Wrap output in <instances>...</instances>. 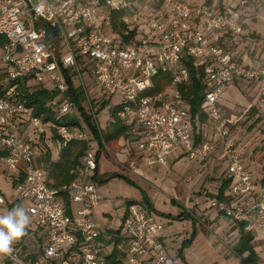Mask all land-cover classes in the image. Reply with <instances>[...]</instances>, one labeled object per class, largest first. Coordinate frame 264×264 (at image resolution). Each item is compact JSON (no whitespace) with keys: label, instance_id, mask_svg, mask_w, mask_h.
<instances>
[{"label":"built area","instance_id":"1","mask_svg":"<svg viewBox=\"0 0 264 264\" xmlns=\"http://www.w3.org/2000/svg\"><path fill=\"white\" fill-rule=\"evenodd\" d=\"M141 2L0 0V38L5 40L0 45V158L19 197L29 202L27 228H42L47 236L39 259H25L14 242L11 253L0 254V264H107L99 241L101 230L91 218V210L102 199L95 179L94 143L85 129L70 132L66 126L28 115L22 98L15 96L21 83L30 90L48 85L58 91L63 99L59 114H74V103L64 94L70 81L84 88L87 74L103 94L120 97L116 116L127 125L126 145L135 150L125 163L129 171L139 165L168 167L177 148L186 159L201 163L207 160L213 143H218L230 181L223 198L212 197L210 206L231 222L244 223L247 231L264 227V198L256 195L249 169L252 152L239 149L219 106V98L236 80L254 85L260 93V106L264 104V65L251 67L218 42L223 34L242 31L241 7L246 1L239 0L223 12L207 4L192 7L188 0H160L162 11L147 12L140 10ZM113 10H122L120 22L135 30L128 42L111 28ZM193 20L201 24L199 29L191 27ZM183 56L203 66L206 90L202 108L212 139L194 140L188 105L178 88L189 80L181 65ZM167 71L171 76L168 87L158 94H145L153 78ZM84 102L95 120L89 98ZM23 118L36 135L52 125L58 134L57 150L71 138L84 142L80 166L70 182L59 188L46 183L45 170L36 163L35 146L22 136ZM60 192H66L76 207L68 211ZM126 202L118 227L122 263L183 264L168 252L160 237L163 226L147 202Z\"/></svg>","mask_w":264,"mask_h":264},{"label":"crops","instance_id":"2","mask_svg":"<svg viewBox=\"0 0 264 264\" xmlns=\"http://www.w3.org/2000/svg\"><path fill=\"white\" fill-rule=\"evenodd\" d=\"M245 1V4L241 7L243 21L242 31L238 34H223L219 37L218 42L221 43L227 50H229V52L232 53L233 56H235L242 62L248 64L251 67L259 68L264 65V0ZM204 3H199L196 1L191 3L190 5L194 7ZM235 4H237L236 0H226L225 2H221V0H219L217 3H213V0H211L208 5H211L217 11L223 12L229 7L234 6ZM190 25L194 29H199L201 24H198L197 21L193 20ZM259 99L260 93L257 91L256 87L250 84L249 82L243 80H236L233 84L229 85L225 89L222 96L219 98V106L224 112V114H227L226 117L229 120L230 129L233 128L235 130L239 128V122L242 121L243 114L238 115L236 111H241L242 107L245 108V110L250 109V107H256V109H258V112L254 115V121L258 116L264 117V105L262 107L259 106ZM224 103H229V105L233 107V110L229 112L228 109L224 107ZM195 116L193 120H190L191 128L193 130L195 138H198L199 141L212 139L209 120L207 119L206 122H200ZM261 122H263V119ZM256 124L259 125V121L256 122ZM262 129H264V126L262 127ZM252 132L253 133L251 138L249 137L245 139L240 137V141H238V139L236 138L238 147L241 151H247L249 147H257V145H264V142L260 144V139L262 138L259 137V133L255 132L254 129H252ZM31 134L30 140L36 142L38 140L36 137L37 135ZM22 136L27 137V133L25 130L22 132ZM126 139V137L120 136L115 141L103 142L102 148L97 157L98 163L97 172L95 176L96 181L100 179L101 181H104V179L109 174L113 173L119 175L120 177L128 173V175L131 177L135 176L139 179L148 180L149 168H146L144 165H139V167L135 171H129L125 168V163L127 159H129L135 151L132 145H126ZM217 144L218 143H213L212 151L210 154L213 153L214 155V145ZM35 150L36 163L40 165L37 160L38 148L36 145ZM101 155L105 156L102 166L100 164ZM180 157H184L182 150L179 148L174 149L171 153L168 165L175 159ZM263 161L264 148L262 152L255 153L254 159L249 166V169L255 179V193L256 195H259L262 198H264V187L260 185L259 179L264 176ZM206 164L209 166L208 172H213L217 162L214 160V158H211L207 161ZM224 168L226 170V166ZM167 169H169V167ZM5 175L9 177L8 181ZM4 192L8 193L5 194ZM11 192H15L16 194H12ZM193 193L194 192H190V194L186 196L187 198L184 204L180 203L178 193L175 192V195L172 197V200L175 203H179L182 208V212H184V216L182 219H188L185 222L186 225L182 227V230H184L182 232H186V236H183V240L190 239L191 237L189 245L183 248L182 250L181 242L183 240L180 242L175 256H177L183 264H192L193 260L190 259L189 261L186 252L189 250V248L198 244V248L196 249V251L198 253V256H200L199 262H201V264H252L245 260V254L241 256L232 251V248L238 239V230L235 228L234 224L220 213H217L216 211L213 212V210L211 209H207L206 195H201L200 193H198L199 195L193 196ZM211 193L212 192H210V194ZM145 196L148 201L145 202H147V204L154 212L155 209L153 208L155 206L151 200V197L147 193L145 194ZM0 197H2L4 200L3 203H0V215L7 214L9 211L17 207H22L26 211V207L29 204L28 201L19 197L18 192L15 186L13 185V180L11 176H9L3 170L1 158ZM111 200L112 199H110V201ZM128 200L134 199L126 197L117 199V201H119V203L121 204L120 209H118V212L121 216L124 211L125 202ZM104 204L110 206V202L107 201V199ZM98 205L93 209L97 208ZM72 207H76V205L72 204ZM93 209L91 210V218ZM109 229L112 228L105 227L104 229L100 230L106 232ZM180 231L177 233V235L180 233ZM104 232L102 233L101 237H99V241L103 246L102 251L108 254L112 251L114 244L112 241L106 242L109 235ZM162 233L163 229L160 232V237L164 242L163 237L165 238V236H163ZM251 233L253 237L252 245L259 258L258 264H264V227L260 230L253 231ZM173 235L174 233L172 234L171 232V236L174 238ZM180 237L182 236H176L174 240H177ZM46 241L47 236L42 228H27L26 234L19 240L15 241V243L18 251L23 257H26L27 254L34 255V257L28 259L32 262L40 258V249L45 245ZM118 245L119 243L116 247H118ZM180 250L183 259L179 257ZM197 264L199 263L197 262Z\"/></svg>","mask_w":264,"mask_h":264},{"label":"trees","instance_id":"3","mask_svg":"<svg viewBox=\"0 0 264 264\" xmlns=\"http://www.w3.org/2000/svg\"><path fill=\"white\" fill-rule=\"evenodd\" d=\"M210 2L211 0H206L204 4L208 5ZM121 14L122 10L111 11V28L119 32L123 36V39L128 42L130 38L135 34V30L129 29L120 22L119 18ZM4 42L5 40L3 38H0V45H3ZM181 65L186 67L189 80L187 83L179 85L178 88L183 99L188 105L190 119L193 120L194 116L197 115L198 121L205 122L207 120V115L202 108V102L206 90V79L203 72V66L189 56L182 57ZM170 77L171 76L169 71L158 73L152 80V87L148 89L145 94L153 95L163 92L170 83ZM80 89V86H77L70 81L69 89L64 94L72 99L75 110L74 114L58 113V106L63 100L62 96L58 93V91L48 85H42L39 87L36 86L33 90H30L29 86L21 83L19 86V92L18 94H15V96L19 95L22 98L25 107L29 112L28 115L38 116L42 119L43 122H51L56 125L66 126L70 132L75 131V129H84L82 121L86 122L87 126L91 130V134H88L89 139L92 143L95 144V154L96 157H98L103 142L115 141L120 136H125L127 125H125L123 121L116 116V111L119 108V104H116L111 108V119L107 128H100L97 120L95 119L96 122L95 120H93L92 113L89 112V109L87 110L88 107L84 102V97ZM90 100L93 101V104L91 103V106L94 110V115L107 102V99H103V101L101 102H97L96 98ZM94 100L96 101V105L98 103V108H95ZM249 110L253 115H255L258 111L253 107H250ZM260 119V116H258L255 119V122L260 121ZM57 135L58 134L56 129L52 125H50L43 134L36 136L38 139L36 142L30 140L31 144L33 146L36 145L38 148L37 160L40 166L45 170L46 183L53 188H59V186L70 182L75 177L76 171L80 166V156L85 146L83 141L76 138H71L65 146L57 150L55 147V141L58 137ZM194 140L195 142L199 141V139L195 138V136ZM114 177L120 176L114 173L109 174L104 179V181ZM12 180L14 185V179L12 178ZM229 181L230 180L225 177L216 194H214L212 197L215 196L218 199H222L223 192L227 188ZM60 196L62 198L64 207L68 211H70L72 209V204L69 195H67L66 192H60ZM143 197V201H147L145 194H143ZM132 201L133 200H128L126 203ZM183 216L184 212H181L178 215V219H182ZM233 224L238 230V239L234 244L232 251L241 256L245 254L246 261L252 264H258L259 258L252 245V233L245 230L244 223ZM103 232L104 231L100 232L99 237H101ZM104 233L109 235L106 242L112 241L114 244L112 251L108 254L103 255L106 263L123 264L122 258L124 252L119 247H116L117 244L121 243L122 241L121 237L119 236L118 228L113 230L109 229ZM190 240L191 237L190 239L183 240L181 242V250L189 245ZM181 250L179 251V257L183 259ZM31 257H34V255L27 254L24 258L28 260Z\"/></svg>","mask_w":264,"mask_h":264},{"label":"rangeland","instance_id":"4","mask_svg":"<svg viewBox=\"0 0 264 264\" xmlns=\"http://www.w3.org/2000/svg\"><path fill=\"white\" fill-rule=\"evenodd\" d=\"M160 0H142L140 5V10L147 12H157L162 11ZM189 3L199 2L204 3L206 0H188ZM219 0H213V3H217ZM226 0H221V2H225ZM238 3L239 0H236ZM154 9V10H151ZM156 14V13H155ZM1 68V64H0ZM85 75V74H84ZM83 75V76H84ZM85 87L81 88L82 95L84 99L89 98V102L93 104V101L90 99L96 98L97 102L103 101V99H107L106 104L95 113V117L100 128H107L109 121L111 119V108L120 103V97L107 96L103 94L99 89H96L95 85H93L92 77L88 74L84 77ZM246 85V84H245ZM167 88V87H166ZM96 101L94 100V103ZM186 102V101H185ZM187 104V103H186ZM225 105V106H224ZM224 107L228 109L229 112L233 110V107L229 105V103H224ZM264 105V104H263ZM262 105V106H263ZM260 106V103H259ZM260 106V107H262ZM88 107V106H87ZM95 108H98V103ZM256 108V107H253ZM89 108H87L88 110ZM258 110V109H257ZM90 112V109H89ZM239 114H243V119L239 123V128L231 129L232 135L240 141V137L242 138H251L252 129L255 132L259 133L260 144L264 142V123L261 122L264 119L263 116H260L261 121H259V125L254 121V115L250 112L249 109L242 107V110L236 111ZM258 112V111H257ZM264 112V111H263ZM91 113V112H90ZM227 115V114H226ZM229 115V114H228ZM92 116V115H91ZM94 120V118H93ZM206 122V121H205ZM24 130L27 133V137H23L25 140H30V134L34 135L32 127L29 125L26 118H23V122L21 123ZM82 125L85 131L88 134H91L90 128L87 126L86 122L82 121ZM27 129V130H26ZM251 133V134H250ZM94 148L95 147V144ZM264 145H257V147H249L246 151L252 152V161L254 159L255 153H260L263 151ZM214 155L210 154L206 161L197 163L195 161H191L186 159L185 157H180L171 162L168 167H157L154 169H148V180L139 179L137 177H131L126 173L123 177H115L105 181H96V185L98 188V192L101 194L103 199L99 202L97 208L92 211V219L94 220L96 226L99 229L108 228H118L121 223V215L118 212L120 209V203L117 201L119 198H130L134 199L138 202L144 199L143 194H148L151 197L152 202L154 203V218L155 220L163 226V237L164 244L167 247L168 252L171 255H176L177 248L180 242L184 239L183 236H186V232H182V227L185 226V222L188 219H178V215L182 212V208L179 203H175L172 200V197L175 195V192L178 193L180 203L184 204L186 202V196L190 194V192H194L192 195H206L207 196V209H211L216 211L209 204V200L212 196L217 192L219 186L221 185L223 179L226 177L225 172V161L222 158V150L219 144L214 145ZM260 151V152H259ZM214 158L217 164L214 167L213 172H208L209 166L206 164L208 160ZM105 159L104 155L100 156V164L102 166L103 160ZM166 168V169H165ZM264 168V161H263ZM7 181L9 177L5 175ZM259 183L262 187H264V176L259 179ZM105 192V193H103ZM207 192V193H206ZM210 192H212L210 194ZM264 192V191H263ZM7 194L8 192H4ZM12 194L15 192H11ZM16 194V193H15ZM210 194V195H209ZM110 202V206L104 204L106 201ZM109 199V200H108ZM110 199L114 201H110ZM193 199V197H192ZM191 199V200H192ZM113 202V203H112ZM112 203V204H111ZM217 212V211H216ZM218 213V212H217ZM221 214V213H220ZM222 215V214H221ZM225 217V216H224ZM223 219V218H222ZM231 224V223H230ZM181 230V231H180ZM180 233L177 235V233ZM174 233V238L171 236ZM181 235L182 237L174 240L176 236ZM198 248V244L189 248L186 252L188 255V259L190 261L193 260L192 264H201L199 262L200 256L196 249Z\"/></svg>","mask_w":264,"mask_h":264},{"label":"clouds","instance_id":"5","mask_svg":"<svg viewBox=\"0 0 264 264\" xmlns=\"http://www.w3.org/2000/svg\"><path fill=\"white\" fill-rule=\"evenodd\" d=\"M30 217L22 207L0 215V254L12 251V245L26 234Z\"/></svg>","mask_w":264,"mask_h":264}]
</instances>
